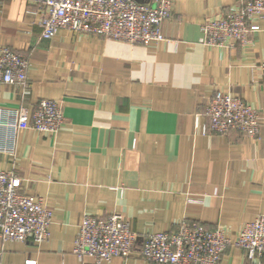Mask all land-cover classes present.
<instances>
[{"label":"crops","instance_id":"0c3cea01","mask_svg":"<svg viewBox=\"0 0 264 264\" xmlns=\"http://www.w3.org/2000/svg\"><path fill=\"white\" fill-rule=\"evenodd\" d=\"M170 1L164 40L130 44L66 29L44 39L30 5L0 0V46L26 57L29 80L27 91L0 83V108L32 113L49 99L64 116L53 134L29 128L18 135L19 190L41 198L52 216L42 242L0 237L3 264H94L72 251L84 215L121 214L139 235L138 249L142 237L172 231L184 219L234 236L264 214V83L257 69L264 20L246 45L207 46L200 24L240 0ZM215 92L257 111L256 137L203 133ZM11 164L0 152V170ZM111 264L155 263L135 252ZM219 264L253 263L229 247Z\"/></svg>","mask_w":264,"mask_h":264},{"label":"built area","instance_id":"2783aa9c","mask_svg":"<svg viewBox=\"0 0 264 264\" xmlns=\"http://www.w3.org/2000/svg\"><path fill=\"white\" fill-rule=\"evenodd\" d=\"M37 15L41 37L51 39L60 29L100 36L130 44H148L164 40L161 25L171 15L170 0L144 4L136 0H23ZM264 20V0H240L219 18L200 24L201 42L207 46L246 45L249 36ZM28 61L20 52L0 46V83L17 85L27 91ZM257 69L264 83V59ZM203 114L210 120L203 128L218 135L236 130L248 137L259 133L257 111L229 93L215 92ZM64 116L56 101H38L32 113L20 107L0 108V152L11 157L9 168L0 170V237L3 241L42 242L49 237L51 211L39 197L19 190L14 172V152L18 135L25 129L53 134ZM3 141L5 144H3ZM192 203V199H187ZM130 222L119 213L84 215L78 224L73 253L89 257L94 264H111L114 257L124 259L137 253L155 264H219L229 247L239 248L253 264H264V214L246 222L230 236L221 228L209 229L194 220H181L169 232L150 233L141 238ZM0 264H3L0 260ZM26 264H33L27 261Z\"/></svg>","mask_w":264,"mask_h":264}]
</instances>
